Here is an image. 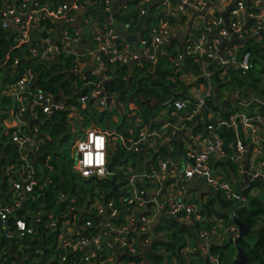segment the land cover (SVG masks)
Segmentation results:
<instances>
[{
  "label": "built area",
  "instance_id": "built-area-1",
  "mask_svg": "<svg viewBox=\"0 0 264 264\" xmlns=\"http://www.w3.org/2000/svg\"><path fill=\"white\" fill-rule=\"evenodd\" d=\"M120 1L123 0H86L82 4L80 0H21L1 11L0 27L15 30L19 43L31 41V57L49 63H63L66 57H74L70 73L81 80L80 87H91L88 95L81 94L74 100L80 109L93 100L99 110L107 109L109 103H114V95L109 96L103 88L104 82L111 78L106 73L105 60L122 67L143 66L146 62L155 65L158 58L166 53V47L172 45L174 31L181 28L171 23L169 16H188L192 11L206 12L210 16L209 26H205L203 21L188 22L182 28L185 31L183 38L174 46L173 54L168 55L173 74L167 79L182 87L177 92L183 93L184 97L163 103L164 108L152 118L160 127L151 128L135 119L128 129L132 135L128 140L121 134L101 130L94 125L77 138L70 148L72 168L82 179L96 180L94 196L89 197V206L77 208L73 199L64 193H57L56 202L68 200L69 204L67 210L62 211L59 222L52 212H44L41 208L26 212L29 224L17 216L24 202L34 199L32 192L39 185L35 168L28 159V153L38 149V127H31L29 122L36 117L37 108L47 116L55 111L69 110L68 116L75 117L76 110L64 99L57 100L50 93H32L29 90L33 84L29 73L6 86V93L17 101L16 109L9 111L4 124L13 128L10 138L19 153V163L5 170L7 175L11 172L15 178L8 177V191L0 197V230L8 243L7 248L0 247V264H15L12 258L6 263V258L16 257L17 252L29 249L18 241L27 237L39 238L37 232L43 226L40 223L42 217H46L44 224L47 229L58 230L55 248L61 250L60 264H144L146 246L153 239L157 237L162 242L170 240L165 238L169 230H157L165 224L166 218L196 225L198 241H187L180 249L181 259L193 254L208 258L210 264H222V260L211 252L213 238L218 233L217 226L208 227L210 219L191 197L192 181L202 178L209 192H223L228 200L234 201V205L246 201L237 185L238 179L244 185L249 181L264 183V172L253 158L256 148L253 145L258 147L263 141L259 130L264 128V111L255 108L250 113L238 111L224 115L212 109L207 101L217 88L216 78L227 81L231 71L246 72L250 69L252 55L250 51L241 50V41L252 36L262 40L264 0H215L213 3L211 0H178L176 7L172 6V0H153L155 10L160 9L158 12L164 17L150 25L145 37L139 35L135 41L120 40L122 36L117 35L112 25L115 22L113 12L127 2L113 10ZM148 1H140V15L145 14L141 5ZM232 3L234 7L228 22L223 12ZM77 14L81 15L82 22L75 27L72 24ZM45 18L51 25L40 26L39 21ZM33 28L44 31L46 35L35 36ZM83 31L88 33L86 35L93 41V47L81 52L77 47L82 41ZM59 55H62L61 60ZM87 72L96 76L97 80L89 81ZM133 109V104H129V110ZM128 115L130 117L131 113ZM197 125H202L204 131H194ZM222 130L232 131L236 139L230 158L237 164V179L212 165L229 157L224 148V138L220 135ZM118 142L126 151L138 154L141 163L135 161L111 169L109 150L115 151ZM174 143L182 146L178 156H157L161 146ZM119 174L125 177L123 183L117 179ZM103 181L107 186L105 190L98 187ZM49 182V179L43 178L40 186ZM116 192L120 193L117 198L114 197ZM97 194L101 197L95 196ZM85 214L95 216L96 220L86 219ZM226 232L237 237L239 227L232 224ZM14 244L16 248L12 250ZM42 247L50 248L49 245ZM38 251L41 252L40 249ZM155 252L160 254L161 250L155 249ZM51 253L35 258L27 252L30 260L22 257L20 262H57L55 253ZM124 256L130 259L141 257V261H121Z\"/></svg>",
  "mask_w": 264,
  "mask_h": 264
},
{
  "label": "trees",
  "instance_id": "trees-1",
  "mask_svg": "<svg viewBox=\"0 0 264 264\" xmlns=\"http://www.w3.org/2000/svg\"><path fill=\"white\" fill-rule=\"evenodd\" d=\"M20 1L0 0V14L5 7L14 3L18 4ZM84 1L86 0H80V3L84 4ZM140 1L128 0L126 4L116 9L112 16L116 23L125 25L129 31H139L144 27L140 36L145 37L150 25L156 23L164 16L157 13L153 0L143 3L141 8L145 10L146 5L150 2L151 9H154L157 14L155 13L156 15L152 17L145 10V14L140 15ZM146 15H149L150 18L144 24L143 19ZM169 20L171 23H178L175 16H169ZM39 23L40 26L51 25L46 18L41 19ZM32 33L35 36L38 34L40 37L46 35L44 31L36 28H33ZM176 44V41H172V45L166 47V53L158 58L155 65L146 62L143 66L122 67L114 66L105 60L106 73L111 76L110 79L104 82L105 93L109 96L114 95V99L117 101L121 100V102L128 103V105L126 104V107L128 106L126 108L127 114L120 115L119 122L114 123L110 117L113 116L112 113L116 112L115 108H113L112 112H108L107 109L98 110L93 107V100H89L84 109L78 107L74 99L81 94L88 95L91 87H80L81 80L77 75L70 73L73 56L66 57L63 63L59 61L49 63L40 58H33L29 52V48L32 45L31 41L19 43L18 34L15 30L0 27V197H4L8 191V177L13 176L15 178L13 173L10 172L7 175L5 170L10 166L15 167L19 163V153L15 145L11 143L10 138L13 128H9L4 124L9 111L16 109L17 101L6 93V86L16 82L25 75L31 74V83L33 84L30 85L29 90L32 93L47 92L57 100L64 99L67 104L73 105L79 115V119L71 117L68 116L69 110H62L55 111L47 116L37 108L36 117L31 119L29 124L31 127H38V149L30 151L28 159L32 161L35 168V177L38 179L39 185L35 186L32 192L34 199L25 201L23 209L17 212L18 217L23 218L29 224L30 218L27 217L26 212H35L41 208L44 212H52L54 219L59 222L62 218V211H66L69 205L67 203L68 200L56 202L55 196L60 192L66 194L69 199H73V204L77 208L89 206L88 199L94 196L93 188L96 180H84L73 170V162L70 156L71 144L77 137L81 136V128L89 125H94L101 130L107 129L121 134L127 140L132 137L128 133V129L131 127V122L135 119L140 120L142 125H148L151 128L160 127V124L156 123L152 118L164 108L162 106L163 103L172 98L176 100L184 97L183 93L177 92L182 87L167 79L168 75L173 74V65L168 55L173 54ZM241 50L251 52L252 65L250 69L246 72L231 71L230 80L227 81L216 78L218 82L217 88L211 92L210 97L207 99L208 105L212 109L224 115L238 111L250 113L255 108L264 111V33L262 40L247 39L241 44ZM58 58L61 60L62 55H59ZM15 60H17L16 63H14ZM257 61L263 63L262 67H258ZM86 77L89 81L97 80V77L90 72L86 73ZM232 94H236V97L231 98ZM129 104H133V111L129 110ZM112 105L114 107L115 104ZM130 113L131 116L129 117L128 114ZM107 116L109 117V124L106 125L103 121ZM125 116H127V121H125ZM73 126L76 128L74 131L71 130ZM111 127H113V130L109 129ZM193 129L194 131H204L202 125H197ZM220 135L224 138V148L229 156L222 164H227L229 169H231L230 173L237 179L238 167L235 161L230 158L234 152L233 145L236 139L232 131L222 130ZM181 147L177 143L170 146L163 145L161 146L160 154L157 156L176 157L180 154ZM109 154V167L113 170L135 161L141 163V157L138 154L126 151L119 142L115 151L110 152L109 150ZM224 168L227 169L226 167ZM231 174L228 175L231 176ZM43 178L49 179L50 182L40 186ZM124 178L123 174L117 175V179L122 183L125 181ZM89 183L92 185L91 189L88 190L82 187V185L85 186ZM100 184L98 185L100 189H107L104 181ZM122 185L120 189L123 190L124 187ZM255 187L259 189L258 194H250ZM241 195L246 198V201L236 207L234 201L228 200L221 191L211 193L207 202H202L201 200H198V202L201 203L203 214L214 217L208 222V227L216 225L217 231H219L217 221H223L226 230L232 224H236L234 217L244 222L247 230L244 235L245 241L240 243V245L246 253V261L242 264H264V185L257 181L251 182L247 188L242 189ZM6 196L8 197V195ZM95 196L100 198L101 194ZM118 196H120V193L116 192L114 197L117 198ZM232 211L233 215H231ZM85 218L96 220V217L90 214H85ZM44 220H46V217H42L40 222L43 226L38 229L39 238L32 239L27 237L18 241L24 246H28L29 249L17 252L16 257L9 256L6 258V263L12 258L15 260V264H21L20 259L27 252L33 254V257L38 255V258L49 256L54 249L51 255L55 253L57 262L50 264H60L58 258L61 250L55 248L58 230L47 229ZM164 221L165 224L157 227V230L163 228L169 230L171 235L169 242L155 241L151 246L152 249H147L144 252L145 258L153 264L162 263L164 255L155 252L157 247L162 246L164 251L168 253L169 260L172 262V259H174L177 264H180L183 261L179 257L180 249L186 245L188 240L195 243L196 225L169 218L164 219ZM250 235L255 237L253 245L247 240ZM225 242L213 244L211 252L222 260V264H234L238 253L235 251L237 248H233L234 252L231 242ZM44 245H49L50 248L45 249L42 247ZM0 247H8L7 240L2 235L1 230ZM15 248L16 245H12V250ZM39 249L41 252L38 251ZM34 251L37 252L34 253ZM121 261L138 263L141 261V257L130 259L124 256L121 257ZM171 262L169 264H174ZM189 263L205 264L204 261L199 263L190 261ZM23 264H28V262Z\"/></svg>",
  "mask_w": 264,
  "mask_h": 264
},
{
  "label": "crops",
  "instance_id": "crops-1",
  "mask_svg": "<svg viewBox=\"0 0 264 264\" xmlns=\"http://www.w3.org/2000/svg\"><path fill=\"white\" fill-rule=\"evenodd\" d=\"M172 1L174 3V5H172V6L173 7H176V4L178 3V0H172ZM211 2L213 3V2H215V0H211ZM232 4H234V3H232ZM232 4L228 5V8ZM150 5H151V3L149 2L146 5V7H145V10H146V13L147 14L151 15L152 17H154L157 13L158 14H162V13L158 12V10H160V9H157V13H156V11L154 9H151ZM226 10H224L223 16L229 22V19H230L229 18V15H230V11L231 10L229 12H226ZM195 12H197V11H195ZM195 12L192 11L191 15H188V16L187 15L186 16L176 15L175 16L177 18V22H178L177 24L181 28L180 29L177 28L176 31H174V36L175 37H173L172 41H176L177 43L180 42V40L183 38L182 35L185 34V31L182 28L183 27H186L185 25H187L188 22H189V24L190 23L193 24L194 21H198V22L203 21L205 26H207V25L209 26L208 20H209L210 14L209 13H206V12H197V13H195ZM198 13H200V15L195 16V14H198ZM226 13H227V16H225ZM81 22H82L81 15L80 14H77L76 15V18L73 21V24L72 25L76 27L78 25H81ZM58 23H62V22H58ZM116 24H117V27H120L121 28V33H123L121 35L122 37L120 38V40H123L124 39V40H132V41H135L137 39V37L140 35V33H142V31L144 29V27H143L139 31H136V30L135 31L134 30L129 31L125 25H123L121 23H116ZM115 32H116V30H115ZM82 34H83L82 41L79 44V46L77 47V50L78 51H81V52L84 51V50H86V49L88 50V49H90V48L93 47V41L90 40V37L86 35L88 33L86 31H83ZM259 135L262 136L263 141H262V143H259L258 147H257V144H254L253 145L254 148L256 147L255 150L253 151V158L256 159V161L260 163L259 169L264 172V128H261L259 130ZM224 161L225 160L218 161V162H214V163H212V165H213V167L218 168V170L220 172H228V173H230L231 172V169H229L228 165L227 164H225V165L222 164V162H224ZM244 162L247 163L248 160L245 158L244 159ZM224 167H226L227 169H225ZM241 181L242 180H240V179L237 180V182H238L237 185H239L238 187H240V189H243L244 187L247 188V186L250 185V181L246 184L247 186L244 185V184H241ZM243 181H244V179H243ZM245 183H246V180H245ZM263 185H264V183H263ZM193 189H195L197 191V193H199V195H198L199 196V198H198L199 200H201L202 202H207L209 200V197H210L211 192H209V190L207 188V185L205 184V181L202 178H196L194 181H192L190 190H193ZM258 192H259V189L257 187H255V188L252 189V191H251L250 194L257 195ZM208 218L210 220L214 219L213 216H208ZM217 224L219 226V231L215 235V237L213 238V242H214V244L215 243L222 244V243H224L227 240V238H228L229 235L226 236V234H227L226 231L227 230H226V226L223 223V221H217ZM229 234L231 235V233H229ZM231 237H232V235H231ZM194 240H195V242H197L198 241L197 237ZM155 241H161V240H160V238H157L156 237L146 247L148 248L150 246V249H152L151 246H152V244ZM163 243H165V242H163ZM9 245H10V243H9ZM157 249H160L161 250L160 254H163L164 255V260L166 262L167 261H170L169 260L168 253H166L164 251V248L162 246L161 247H157ZM179 257H180V252H179ZM144 258H145V256H144ZM191 258H194L195 259L194 261L196 263H199L201 261L202 262L203 261L204 262L206 261V258H203V257H195L193 254H190V256H188V257H186V258H184L182 260H186L189 263L191 261ZM147 263L148 264H152L150 262V260H148L147 258H145V263L144 264H147ZM173 263L176 264L174 262V259H173Z\"/></svg>",
  "mask_w": 264,
  "mask_h": 264
},
{
  "label": "rangeland",
  "instance_id": "rangeland-1",
  "mask_svg": "<svg viewBox=\"0 0 264 264\" xmlns=\"http://www.w3.org/2000/svg\"><path fill=\"white\" fill-rule=\"evenodd\" d=\"M197 22V21H196ZM257 65H258V67H262V65H263V63H260V62H258L257 61ZM236 95V94H235ZM234 94H232L230 97L231 98H234V97H236ZM112 104H115L114 105V107H113V105ZM126 104L128 105V103H124V102H121V100L120 101H117L116 99H114V103H109V105H108V107H107V111L108 112H112L113 111V108H115L116 109V112L115 113H112V117H110V119L114 122V123H118L119 122V116L120 115H123V114H127L126 113V108L128 107H126ZM93 107L94 108H96V109H98L96 106H94V104H93ZM76 110V109H75ZM99 110V109H98ZM75 115V117H77L78 119H79V115L77 114V110H76V113L74 114ZM113 118V119H112ZM108 119H109V117L107 116V117H105V119H104V121L103 122H105V124L107 125V124H109V122H108ZM125 121H127V116H125ZM92 125H89L88 127H82L81 128V130H82V134H83V131L85 130V129H87V128H89V127H91ZM109 129H111V130H113V127H111V128H109ZM72 131H74V130H76V128H75V126H73L72 127V129H71ZM115 133V132H114ZM82 134H81V136H82ZM116 134V133H115ZM78 138V137H77ZM77 138L74 140V142L71 144V146H70V148H72L74 145H75V142L77 141ZM112 146H115L114 144H112ZM82 187L84 188H86V189H91V187H92V185L89 183L88 185H85V186H83L82 185ZM191 193H192V195H191V197H193L194 198V200L198 203V204H200V207H201V203H199L198 202V198H199V193H197V191L195 190V189H193V190H191ZM190 197V198H191ZM162 235H164L163 233H162ZM229 235V236H228ZM226 236H228V238H227V240H226V242H228V241H230V237H231V235L230 234H226ZM165 238L166 239H170L171 238V235H170V231H169V233H167L166 235H165ZM247 240L249 241V243L251 244V245H253V243H254V240H255V237H253L252 235H250V236H248L247 237ZM225 242V243H226ZM231 245H232V250L234 251V249L233 248H235L236 249V246H235V244L233 243V242H231ZM235 251H237V250H235ZM234 251V252H235ZM22 257H24L25 259H27V260H30V258H29V256H28V254L27 253H25V254H23L22 255ZM38 257V255L37 256H35V258H37ZM195 259L194 258H191V261H194ZM171 261H162V263H160V264H169ZM172 262H173V259H172ZM171 262V263H172ZM175 262V261H174ZM176 264H177V262H175ZM180 264H190V263H188L186 260H183L182 261V263H180Z\"/></svg>",
  "mask_w": 264,
  "mask_h": 264
},
{
  "label": "water",
  "instance_id": "water-1",
  "mask_svg": "<svg viewBox=\"0 0 264 264\" xmlns=\"http://www.w3.org/2000/svg\"><path fill=\"white\" fill-rule=\"evenodd\" d=\"M126 1H128V0H123V1H120L119 3H116L115 6H114V8H113V10H115L119 4H121V3H123V2H126ZM233 7H234V4H232L229 8H227L226 12H229ZM104 15H105V16H108V13H104ZM225 16H227V13L225 14ZM149 18H150L149 15H146V16L144 17V19H143V22L146 23V21H147ZM190 24H191V23H190ZM112 25H113V27L115 28L117 34H118L119 36H121V35L123 34V33H121V28H120V27H117V24H116L115 22H113ZM211 37H212V36H211ZM54 41H55V40H53V42H54ZM243 42H244V40L241 41V43H243ZM111 182H112V181H111ZM241 204H242V203L238 202V203H236L235 207H236V206H239V205H241ZM235 207H234V208H235ZM234 221H235V223H236V224L238 225V227H239V233H238V236H237V237H231V238H230V242H233V243L235 244V246H236V248H237V252H238V253H237V257H236V259H235V261H234V264H242V263H244V262L246 261V253H245L244 249L242 248V246L240 245V243H242L243 241H245V240H244V235H245V233H246L247 228H246L245 223L242 222V221H240L237 217H234ZM147 249H150V246H149ZM147 249H146V250H147ZM147 264H148V263H147ZM205 264H210L208 258H206Z\"/></svg>",
  "mask_w": 264,
  "mask_h": 264
},
{
  "label": "bare ground",
  "instance_id": "bare-ground-1",
  "mask_svg": "<svg viewBox=\"0 0 264 264\" xmlns=\"http://www.w3.org/2000/svg\"><path fill=\"white\" fill-rule=\"evenodd\" d=\"M194 12H195V11H194ZM195 13H197V12H195ZM198 15H200V13H198V14H195V16H198ZM251 38H252V39H256V37H254V36H252V37H249V38H247V39H251ZM247 39H245V40H244V42H245Z\"/></svg>",
  "mask_w": 264,
  "mask_h": 264
}]
</instances>
